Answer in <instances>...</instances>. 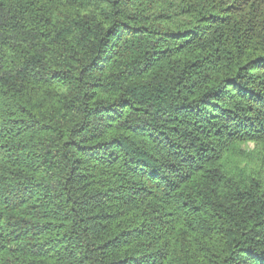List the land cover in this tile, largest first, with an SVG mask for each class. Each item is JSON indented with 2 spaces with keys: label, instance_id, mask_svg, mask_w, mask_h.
I'll use <instances>...</instances> for the list:
<instances>
[{
  "label": "trees",
  "instance_id": "trees-1",
  "mask_svg": "<svg viewBox=\"0 0 264 264\" xmlns=\"http://www.w3.org/2000/svg\"><path fill=\"white\" fill-rule=\"evenodd\" d=\"M0 264H264V0H0Z\"/></svg>",
  "mask_w": 264,
  "mask_h": 264
},
{
  "label": "rangeland",
  "instance_id": "rangeland-1",
  "mask_svg": "<svg viewBox=\"0 0 264 264\" xmlns=\"http://www.w3.org/2000/svg\"><path fill=\"white\" fill-rule=\"evenodd\" d=\"M249 147H250V148H254V144H253V143H250V144H249Z\"/></svg>",
  "mask_w": 264,
  "mask_h": 264
}]
</instances>
